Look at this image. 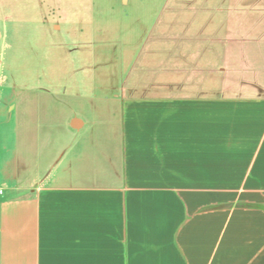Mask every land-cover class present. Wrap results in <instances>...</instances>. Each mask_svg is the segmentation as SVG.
Returning <instances> with one entry per match:
<instances>
[{"label": "crops", "instance_id": "1", "mask_svg": "<svg viewBox=\"0 0 264 264\" xmlns=\"http://www.w3.org/2000/svg\"><path fill=\"white\" fill-rule=\"evenodd\" d=\"M225 34L224 89L167 75L32 134L0 122V264H264V26Z\"/></svg>", "mask_w": 264, "mask_h": 264}, {"label": "rangeland", "instance_id": "2", "mask_svg": "<svg viewBox=\"0 0 264 264\" xmlns=\"http://www.w3.org/2000/svg\"><path fill=\"white\" fill-rule=\"evenodd\" d=\"M241 26H264V0H0V83L14 91L15 106L0 122L25 130L59 122L65 100L79 109V95L89 103L103 96L98 101L110 106L105 96L156 90L163 76L202 86L214 71L224 89L225 31ZM199 54L215 65H192ZM181 58L183 65H162ZM40 127L45 140L49 132ZM42 145L39 155L29 152L35 163L48 155Z\"/></svg>", "mask_w": 264, "mask_h": 264}]
</instances>
